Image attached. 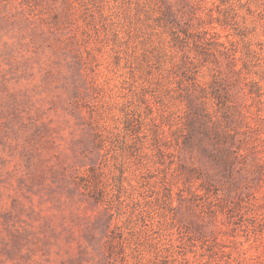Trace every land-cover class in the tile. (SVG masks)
<instances>
[{"label": "rangeland", "instance_id": "rangeland-1", "mask_svg": "<svg viewBox=\"0 0 264 264\" xmlns=\"http://www.w3.org/2000/svg\"><path fill=\"white\" fill-rule=\"evenodd\" d=\"M0 264H264V0H0Z\"/></svg>", "mask_w": 264, "mask_h": 264}]
</instances>
